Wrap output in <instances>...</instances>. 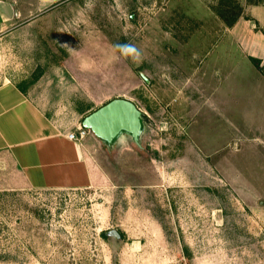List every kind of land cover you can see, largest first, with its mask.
I'll list each match as a JSON object with an SVG mask.
<instances>
[{"label":"rangeland","instance_id":"obj_1","mask_svg":"<svg viewBox=\"0 0 264 264\" xmlns=\"http://www.w3.org/2000/svg\"><path fill=\"white\" fill-rule=\"evenodd\" d=\"M39 1L0 0V86L58 102L73 131L85 117L64 114L70 103L128 99L144 131L112 147L92 132L98 179L84 189L9 188L0 166V264H264L263 146L223 143L177 84L180 46L212 55L221 25L264 0ZM127 44L138 55L116 47ZM196 131L219 138L210 159Z\"/></svg>","mask_w":264,"mask_h":264},{"label":"crops","instance_id":"obj_2","mask_svg":"<svg viewBox=\"0 0 264 264\" xmlns=\"http://www.w3.org/2000/svg\"><path fill=\"white\" fill-rule=\"evenodd\" d=\"M39 4L48 3L40 0ZM192 16L203 20L199 10ZM221 28L225 36L212 55L202 58L195 48L179 47L178 92L188 105L210 108L208 117L211 125L222 126L223 143L240 140L260 154V145L264 151V5L250 6L234 26ZM90 100L77 105L75 112L70 103L64 114L90 115L96 110ZM58 104L30 94L11 80L0 86V166L7 187L84 189L97 183L98 170L91 158L95 141L89 136L80 142L70 140L73 130L55 120ZM196 133L195 140L210 159L219 138L212 143L202 131Z\"/></svg>","mask_w":264,"mask_h":264},{"label":"water","instance_id":"obj_3","mask_svg":"<svg viewBox=\"0 0 264 264\" xmlns=\"http://www.w3.org/2000/svg\"><path fill=\"white\" fill-rule=\"evenodd\" d=\"M142 116V111L133 101L118 98L86 116L82 125L109 147L116 144L123 135H129L139 143L144 131ZM109 234L121 238L117 230Z\"/></svg>","mask_w":264,"mask_h":264},{"label":"built area","instance_id":"obj_4","mask_svg":"<svg viewBox=\"0 0 264 264\" xmlns=\"http://www.w3.org/2000/svg\"><path fill=\"white\" fill-rule=\"evenodd\" d=\"M92 133L91 130L84 128L82 125L78 126L76 131H72L68 134V138L74 141H83ZM94 134V133H93Z\"/></svg>","mask_w":264,"mask_h":264},{"label":"clouds","instance_id":"obj_5","mask_svg":"<svg viewBox=\"0 0 264 264\" xmlns=\"http://www.w3.org/2000/svg\"><path fill=\"white\" fill-rule=\"evenodd\" d=\"M116 47H118L120 52L125 56H129L133 54L138 55L137 50L134 45H131V44L117 45Z\"/></svg>","mask_w":264,"mask_h":264},{"label":"trees","instance_id":"obj_6","mask_svg":"<svg viewBox=\"0 0 264 264\" xmlns=\"http://www.w3.org/2000/svg\"><path fill=\"white\" fill-rule=\"evenodd\" d=\"M250 3H253V4H261V3H262V0H257V1H253V0H251ZM239 18H240V16L238 15V17H236L235 20L228 22V26H229V27L234 26L235 23L239 20Z\"/></svg>","mask_w":264,"mask_h":264}]
</instances>
